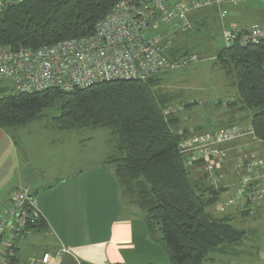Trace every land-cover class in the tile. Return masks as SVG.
Masks as SVG:
<instances>
[{"label":"trees","instance_id":"trees-1","mask_svg":"<svg viewBox=\"0 0 264 264\" xmlns=\"http://www.w3.org/2000/svg\"><path fill=\"white\" fill-rule=\"evenodd\" d=\"M119 1L24 0L0 14V45L38 49L91 36L96 24ZM219 10L210 7L190 13L192 28L175 37L167 56L176 62L195 55L199 62L200 42L191 47L182 43L201 36L208 28L206 35L211 38L219 33L221 45L213 52L215 64L232 80L236 91L235 101L227 105L251 113L252 136L264 144V39L225 47L221 30L233 25L226 20L215 26V21L220 22ZM207 14L212 18L211 27L204 19ZM159 75L145 81L101 82L71 91L15 93L8 85L5 95L0 87V129L9 132L28 126L40 120L45 110L55 107L59 113L52 118L51 126L57 132L109 129L115 145L104 164L113 167V175L126 186L127 195L134 193V204L143 212L146 231L160 232L169 264H202L211 254H226L239 247L247 231L235 227L232 216L215 218L208 212L225 189L223 185H210L204 176L194 178L185 168L178 145L188 132H178L177 116L163 115L164 108L173 105L177 97L154 91L160 84ZM231 177L238 183L240 174L233 170ZM237 211L242 219H257ZM34 228L45 229L44 218Z\"/></svg>","mask_w":264,"mask_h":264},{"label":"built area","instance_id":"built-area-1","mask_svg":"<svg viewBox=\"0 0 264 264\" xmlns=\"http://www.w3.org/2000/svg\"><path fill=\"white\" fill-rule=\"evenodd\" d=\"M24 0H0V14ZM248 0H120L95 26L88 37L71 38L38 49L0 45V81L15 93H35L50 89H85L113 80L145 81L178 67L197 62V56L171 61L167 54L175 36L190 30L188 15L205 8L219 10L223 25L228 16L222 7L236 8ZM225 47L257 43L264 39V24L242 30L229 26L221 30ZM227 101H222L224 107ZM183 107L168 105L164 116L178 115ZM252 135L249 125H229L223 129L188 135L179 141L185 168L193 175L202 172L207 183L222 185L219 169L234 156V171L240 174L232 204L251 217L264 218V153L245 157L239 146L242 136ZM237 143L234 148L226 145ZM232 151V152H230ZM229 152V153H228ZM239 156V157H238ZM43 216L26 190H12L0 213V264H19L16 245ZM65 249L45 253L25 264H60ZM249 264H264L256 262Z\"/></svg>","mask_w":264,"mask_h":264},{"label":"rangeland","instance_id":"rangeland-1","mask_svg":"<svg viewBox=\"0 0 264 264\" xmlns=\"http://www.w3.org/2000/svg\"><path fill=\"white\" fill-rule=\"evenodd\" d=\"M247 6L250 8L252 6H257V14L261 16L257 18L250 17L249 20L251 22H260V20H264V0H249L247 2ZM204 19L211 27L212 18L210 15L207 14ZM216 25H220V22L218 21L216 23L215 21V26ZM209 30L210 29L208 28L207 30H204L201 36L191 37V39L182 43L191 47L197 42H200L201 52H199V55L197 54L200 61L193 65L183 68L178 67L161 73L159 75L160 84L154 88V91L156 93H160L161 95L177 97L171 103L174 105L178 104L183 107V110L176 115L180 120L179 125L177 126L178 132L180 131L179 133L183 130H187L188 135H193L203 133V131L223 129L228 126V124L241 125L239 124L240 122H250L251 113L249 111L238 113V111H234L235 108H231L227 105L229 102L235 101L236 91L232 80L225 77L223 71H221L215 64L213 52L221 45L219 42L220 34L218 33L214 36V38H211L209 34L206 35L209 33ZM8 85L9 83L0 81V87H3V94L5 95L9 93ZM227 100H229V102L222 107V101ZM187 104H191L190 107L186 108ZM224 110L226 111L223 113L222 111ZM58 113L59 111L56 107L45 110L42 113L40 120H37L26 127L17 129V131L14 132L17 142L26 140L28 146H37L42 149L40 151L42 152L41 155L44 158L43 162L45 163L42 164L45 170V175H43L45 182H50V180H53V178L56 177L58 178L59 176L66 175L67 177L70 174L74 175L78 168L81 171H85L91 168L103 166L102 162L105 160L107 155L110 154L115 145V141L110 134V130L107 128L76 129L69 132H57L53 130L51 120L52 118L58 116ZM230 118H232V121L227 122ZM239 118H247V120L245 119L242 121ZM218 121L227 123L222 126L217 123ZM197 124H199L200 128H195L193 130L192 128L194 127L191 125ZM252 135L242 136L240 139V143L242 144L239 146H243V149H245L244 155L248 158L264 153V144L256 140ZM57 139V144L53 146L52 141H57ZM235 145H237V143H231L226 145V147H229L227 148L229 151V149L234 148L233 146ZM23 152H26L24 154L28 158L29 151H22V154ZM227 157L229 158L226 163L230 164V167H232L234 165L231 161L233 155L229 153ZM34 161L37 162V159H34ZM47 167L49 168L48 170ZM110 167L111 166H108L109 170L112 169V167ZM228 169L229 167L227 170ZM231 173H233V171H231ZM192 176L194 178L203 177V173L198 172L197 175L193 174ZM232 191L234 193V189L232 190L230 188L229 191L223 193L219 198V203L226 201L232 195ZM37 196L39 197L40 194ZM127 199L129 201H135L134 193L130 194ZM215 208H209L208 212L213 214L215 218H221L223 214L218 213ZM235 216L236 218L233 221V225L247 231V236L244 242H242L238 248L230 250L226 254L215 253L209 255V260L203 262L202 264H249L264 262V218L242 219L237 217V215ZM125 218L126 214H123L115 219L109 231L110 233L108 234V232L104 230L106 236L103 237L122 239L126 235L127 230H136L137 223L142 216L141 213H135L131 210L127 213L128 219ZM94 230H71L76 232L73 234L68 231L67 236L68 239L86 238L88 240H92L100 236V231ZM145 234L149 243L156 248H152L154 254H146L147 256L144 257L143 262L140 261V264H153V262H155V264H169V257L164 244L161 241L160 232L146 231ZM36 239L38 243L43 246L49 244L50 241L55 242L56 238L53 231L52 233L50 231V236H47L45 232H42L38 234ZM157 252L163 253V260L159 261V259H153L155 258V255L158 254Z\"/></svg>","mask_w":264,"mask_h":264},{"label":"crops","instance_id":"crops-1","mask_svg":"<svg viewBox=\"0 0 264 264\" xmlns=\"http://www.w3.org/2000/svg\"><path fill=\"white\" fill-rule=\"evenodd\" d=\"M257 11V6L250 8L246 3L238 8H231L226 20L230 21L229 24L243 29H247L255 23L264 24V20H260V22L249 20L250 17H261ZM234 111L240 112L239 108H235ZM233 114L235 115L234 112ZM245 119L247 120V118L240 120L244 121ZM231 121L232 118L227 122ZM217 123L222 126L226 124L223 121ZM239 124L250 126V122H240ZM191 126L194 127L193 130L200 128L199 124ZM17 129L9 132L0 129V211L6 205L8 195L12 190H26L29 195L37 193L40 196L36 195L37 198L35 197L34 200L46 224V228L42 230L32 228L17 243L15 255L19 264H25L29 259L45 253L55 254L62 249H65L67 253L62 255L60 264H140V261L143 262L144 257L147 256L146 254H154L152 248L156 247L149 243L147 233L145 234L143 212L134 204V201L127 199L129 195H127L126 186L116 180L113 175V167L111 166L112 169L109 170V165L104 164L109 155L102 162L103 166H100H106L105 168L97 167L85 171L78 168L77 172L73 173L74 175L70 174L71 176H67L68 178L66 175L59 176L50 182H45L43 179L45 170L42 166L45 163L40 151L42 149L37 146H28L26 140L17 142L14 134ZM56 142L58 139L52 141V145L55 146ZM26 150L29 151V159L24 154L26 152L22 154V151ZM34 159H37V162ZM231 161L234 162V156ZM232 167L227 163L219 171L225 174L222 183L225 192L231 188L234 189V193L232 191V195L223 203H219L218 200L213 207H216L218 213L223 216H232L234 221L235 215L239 218L240 216L236 207L231 203L235 197L236 189V183L231 177ZM131 210L141 213L142 216L137 223L136 230H127L122 239L103 237L106 236L104 230L108 234L110 233L115 219L123 214H126L125 219H128L127 213ZM78 229H95L94 231H100V236L92 240L86 238L68 239L67 232L70 231L74 234ZM50 231L51 233L53 231L55 242L50 241L47 245H40L36 239L38 234L45 232L47 236H50ZM153 259L163 260V253L156 254Z\"/></svg>","mask_w":264,"mask_h":264},{"label":"water","instance_id":"water-1","mask_svg":"<svg viewBox=\"0 0 264 264\" xmlns=\"http://www.w3.org/2000/svg\"><path fill=\"white\" fill-rule=\"evenodd\" d=\"M37 193H33L31 195H29V199H34L36 197Z\"/></svg>","mask_w":264,"mask_h":264}]
</instances>
